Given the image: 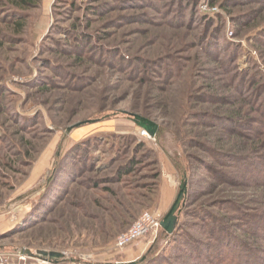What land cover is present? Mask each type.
I'll return each instance as SVG.
<instances>
[{
    "label": "rangeland",
    "instance_id": "rangeland-1",
    "mask_svg": "<svg viewBox=\"0 0 264 264\" xmlns=\"http://www.w3.org/2000/svg\"><path fill=\"white\" fill-rule=\"evenodd\" d=\"M29 1L0 0V264H264V0ZM183 183L171 235L115 247Z\"/></svg>",
    "mask_w": 264,
    "mask_h": 264
},
{
    "label": "water",
    "instance_id": "water-1",
    "mask_svg": "<svg viewBox=\"0 0 264 264\" xmlns=\"http://www.w3.org/2000/svg\"><path fill=\"white\" fill-rule=\"evenodd\" d=\"M129 118L132 119V121L141 129H144L147 131V133L151 136L154 137L156 130H157V126L143 118L137 115H133V114H126ZM185 194V184L183 183L180 186L179 192L173 202V204L171 205L169 211L167 212V214L163 217V219L160 222V227L162 228V230L166 233V235H171L172 232L174 231L175 225L177 223V212L179 209V205L181 202V199L183 198V195ZM28 255L32 256L31 253L27 252ZM39 255H41L44 258H49V259H59L61 258V254L59 253H45V252H40Z\"/></svg>",
    "mask_w": 264,
    "mask_h": 264
},
{
    "label": "built area",
    "instance_id": "built-area-1",
    "mask_svg": "<svg viewBox=\"0 0 264 264\" xmlns=\"http://www.w3.org/2000/svg\"><path fill=\"white\" fill-rule=\"evenodd\" d=\"M159 226L158 214L144 213L127 232L117 238L115 247L121 250Z\"/></svg>",
    "mask_w": 264,
    "mask_h": 264
},
{
    "label": "trees",
    "instance_id": "trees-1",
    "mask_svg": "<svg viewBox=\"0 0 264 264\" xmlns=\"http://www.w3.org/2000/svg\"><path fill=\"white\" fill-rule=\"evenodd\" d=\"M17 7H28L31 5L29 0H14ZM126 264V263H125Z\"/></svg>",
    "mask_w": 264,
    "mask_h": 264
}]
</instances>
